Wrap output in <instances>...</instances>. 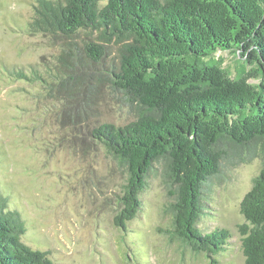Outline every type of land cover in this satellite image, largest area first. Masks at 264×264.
I'll return each instance as SVG.
<instances>
[{
    "label": "trees",
    "instance_id": "16d2710c",
    "mask_svg": "<svg viewBox=\"0 0 264 264\" xmlns=\"http://www.w3.org/2000/svg\"><path fill=\"white\" fill-rule=\"evenodd\" d=\"M26 33L58 45L59 54L44 75H14L66 101L61 118L75 132L85 133L106 94L133 116L86 134L126 174L116 227L136 217L161 163L168 238L215 264L231 235L199 226L206 192L229 168L259 159L240 204L247 224L238 229L245 264H264V0H35ZM219 52L236 55L234 78ZM8 205L0 194V264H53L21 241L25 223Z\"/></svg>",
    "mask_w": 264,
    "mask_h": 264
},
{
    "label": "rangeland",
    "instance_id": "374dc122",
    "mask_svg": "<svg viewBox=\"0 0 264 264\" xmlns=\"http://www.w3.org/2000/svg\"><path fill=\"white\" fill-rule=\"evenodd\" d=\"M34 3L0 0V194L25 223L21 241L49 253L53 264H212L168 238L170 198L161 163L146 180L136 217L124 229L115 226L114 209L126 174L86 134L103 123L124 126L133 116L106 94L97 115L82 126L85 133L75 132L61 118L66 101L50 100L40 83L14 75H44L59 54L58 45L26 33ZM216 57L234 78L236 55L219 52ZM249 82L259 79L251 77ZM261 167L256 159L229 168L206 192L199 226L204 231L225 229L231 235L225 249L214 256L215 264H245L238 228L247 223L240 204Z\"/></svg>",
    "mask_w": 264,
    "mask_h": 264
}]
</instances>
